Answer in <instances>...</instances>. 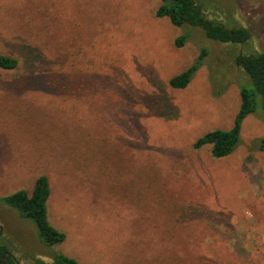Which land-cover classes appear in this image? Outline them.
Returning a JSON list of instances; mask_svg holds the SVG:
<instances>
[{
    "label": "rangeland",
    "instance_id": "rangeland-1",
    "mask_svg": "<svg viewBox=\"0 0 264 264\" xmlns=\"http://www.w3.org/2000/svg\"><path fill=\"white\" fill-rule=\"evenodd\" d=\"M196 1L250 29L245 54L264 51V0ZM160 3L0 0V54L19 60L0 68V241L20 264H264V110L231 154L194 147L232 127L245 78L230 44L158 17ZM202 50L187 87L169 86ZM41 175L66 233L54 245L1 200Z\"/></svg>",
    "mask_w": 264,
    "mask_h": 264
},
{
    "label": "trees",
    "instance_id": "trees-1",
    "mask_svg": "<svg viewBox=\"0 0 264 264\" xmlns=\"http://www.w3.org/2000/svg\"><path fill=\"white\" fill-rule=\"evenodd\" d=\"M155 13L158 17H168L171 23L176 26L199 27L211 39L230 44L227 46L232 49L231 55L234 62L243 72L245 78V82L240 85L241 102L239 110L232 127L229 129L215 128L207 131L193 145L196 148L206 144L210 145L211 155L215 158L231 154L241 141V127L244 118L250 113H255L260 109L264 110V51L255 50L251 54H245L241 50V46L250 39V29L243 25L229 27L221 21L210 18L206 10L196 0H161ZM187 38V34L178 36L175 45L177 47L183 46ZM237 46L240 47L238 50H236ZM206 54L207 51L202 50L191 65L169 79V86L177 89L187 87ZM18 63L19 60L16 57L0 54L1 69H14ZM259 147L264 149V137L259 140ZM50 193L49 179L46 175H41L35 180L31 192L19 189L2 197L1 200L16 208L22 217L34 221L41 240L47 245H54L65 241L66 233L49 221L47 202ZM5 249L7 247L0 241V252ZM52 258L51 262L41 261L40 264H78L75 258L61 252L55 253ZM5 264H16V262L9 255Z\"/></svg>",
    "mask_w": 264,
    "mask_h": 264
},
{
    "label": "flooded vegetation",
    "instance_id": "flooded-vegetation-1",
    "mask_svg": "<svg viewBox=\"0 0 264 264\" xmlns=\"http://www.w3.org/2000/svg\"><path fill=\"white\" fill-rule=\"evenodd\" d=\"M1 230H2V227L0 226V231H1ZM9 255L15 260L16 264H20V263L18 262V259H17V258L14 256V254L11 253L10 250H8V249L2 250V251L0 252V263L5 264V263H6V260H7V256H9Z\"/></svg>",
    "mask_w": 264,
    "mask_h": 264
}]
</instances>
